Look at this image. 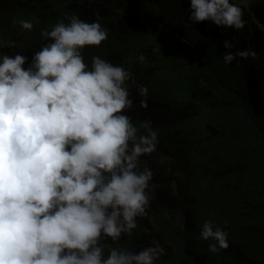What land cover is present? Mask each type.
<instances>
[{"label": "clouds", "instance_id": "clouds-1", "mask_svg": "<svg viewBox=\"0 0 264 264\" xmlns=\"http://www.w3.org/2000/svg\"><path fill=\"white\" fill-rule=\"evenodd\" d=\"M185 4L188 21L214 34L225 64L257 55L233 52L225 37L245 26L240 0ZM13 23L34 30L30 19ZM39 35L31 57L13 51L22 42H0L9 50L0 51V264H161L165 248L154 237L139 251L121 247L149 215L154 172L142 158L160 142L151 119L128 114L137 106L132 71L99 55L86 62L85 48L108 39L99 18L65 13ZM136 92L147 109L148 87ZM199 239L211 253L229 247L213 220L199 225Z\"/></svg>", "mask_w": 264, "mask_h": 264}, {"label": "trees", "instance_id": "trees-1", "mask_svg": "<svg viewBox=\"0 0 264 264\" xmlns=\"http://www.w3.org/2000/svg\"><path fill=\"white\" fill-rule=\"evenodd\" d=\"M185 1L0 0V42H22L13 51L31 57L40 30L65 13L99 18L108 39L85 48L86 62L99 55L132 71L137 106L128 114L151 119L160 139L142 158L154 172L149 215L121 247L139 251L154 237L165 248L161 264H264V0H240L245 26L225 34L233 52L257 53L248 68L249 59L224 63L214 34L188 21ZM19 19L34 30L21 33ZM138 84L149 89L147 109L138 105ZM204 220L228 232L226 250L211 253L199 239Z\"/></svg>", "mask_w": 264, "mask_h": 264}]
</instances>
